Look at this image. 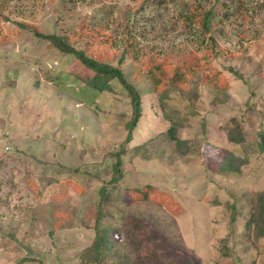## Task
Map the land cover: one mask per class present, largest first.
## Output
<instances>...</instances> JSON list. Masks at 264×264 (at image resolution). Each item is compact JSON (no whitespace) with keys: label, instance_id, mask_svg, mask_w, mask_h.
I'll list each match as a JSON object with an SVG mask.
<instances>
[{"label":"rangeland","instance_id":"374dc122","mask_svg":"<svg viewBox=\"0 0 264 264\" xmlns=\"http://www.w3.org/2000/svg\"><path fill=\"white\" fill-rule=\"evenodd\" d=\"M263 141L264 0H0V264H264Z\"/></svg>","mask_w":264,"mask_h":264},{"label":"trees","instance_id":"16d2710c","mask_svg":"<svg viewBox=\"0 0 264 264\" xmlns=\"http://www.w3.org/2000/svg\"><path fill=\"white\" fill-rule=\"evenodd\" d=\"M213 17V10L210 8H205L200 3H192L187 5L185 9V15L182 19L183 24L189 30H194L199 36L202 38L204 49L207 52L208 56H213V51L216 48V41L213 35L210 33V24ZM55 46L66 53L74 54V56L86 67L88 70L93 72V82L92 85L94 88L103 89L104 82L109 80H117L127 91L131 98V105L133 109V117L132 120L127 125V137L123 144V151L125 150V146L132 141L133 138V131L138 125V122L142 116V106H141V95L138 90L130 84L124 77L122 70L119 67H114L103 62L98 61L97 59L90 58L89 56L85 55L84 52H80L70 46L57 35L49 36ZM124 54L129 52V46L125 45L123 47ZM124 60V55L120 60L122 64ZM150 70L154 73H157L159 70H167L166 63H156V62H148ZM187 63H184V66ZM180 69H177L176 72L173 73L172 77L176 81L177 76L180 74ZM100 82V84H98ZM156 85H160L162 82L160 80H155ZM264 142V141H263ZM264 147V144H263ZM122 153H118V161L116 163L115 169L117 170V177L112 180V183L119 182L122 178L123 173L120 168V158ZM101 244H97L98 256L102 254Z\"/></svg>","mask_w":264,"mask_h":264},{"label":"built area","instance_id":"2783aa9c","mask_svg":"<svg viewBox=\"0 0 264 264\" xmlns=\"http://www.w3.org/2000/svg\"><path fill=\"white\" fill-rule=\"evenodd\" d=\"M8 149V148H7Z\"/></svg>","mask_w":264,"mask_h":264}]
</instances>
